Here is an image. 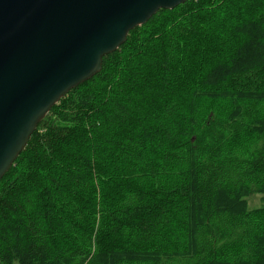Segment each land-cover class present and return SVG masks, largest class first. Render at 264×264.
Listing matches in <instances>:
<instances>
[{
  "label": "trees",
  "instance_id": "trees-1",
  "mask_svg": "<svg viewBox=\"0 0 264 264\" xmlns=\"http://www.w3.org/2000/svg\"><path fill=\"white\" fill-rule=\"evenodd\" d=\"M0 264H264V0L160 10L69 91L0 180Z\"/></svg>",
  "mask_w": 264,
  "mask_h": 264
},
{
  "label": "water",
  "instance_id": "water-1",
  "mask_svg": "<svg viewBox=\"0 0 264 264\" xmlns=\"http://www.w3.org/2000/svg\"><path fill=\"white\" fill-rule=\"evenodd\" d=\"M189 0H0V180L39 123L128 34Z\"/></svg>",
  "mask_w": 264,
  "mask_h": 264
},
{
  "label": "rangeland",
  "instance_id": "rangeland-1",
  "mask_svg": "<svg viewBox=\"0 0 264 264\" xmlns=\"http://www.w3.org/2000/svg\"><path fill=\"white\" fill-rule=\"evenodd\" d=\"M249 203H250V206L251 207H258L259 205L262 204V197L261 196H251L249 199H248Z\"/></svg>",
  "mask_w": 264,
  "mask_h": 264
}]
</instances>
